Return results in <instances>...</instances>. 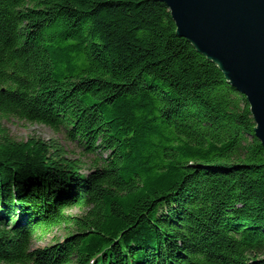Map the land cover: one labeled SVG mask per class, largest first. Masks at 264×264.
Here are the masks:
<instances>
[{
    "label": "trees",
    "instance_id": "16d2710c",
    "mask_svg": "<svg viewBox=\"0 0 264 264\" xmlns=\"http://www.w3.org/2000/svg\"><path fill=\"white\" fill-rule=\"evenodd\" d=\"M255 127L162 2L0 0V264H264Z\"/></svg>",
    "mask_w": 264,
    "mask_h": 264
},
{
    "label": "water",
    "instance_id": "95a60500",
    "mask_svg": "<svg viewBox=\"0 0 264 264\" xmlns=\"http://www.w3.org/2000/svg\"><path fill=\"white\" fill-rule=\"evenodd\" d=\"M177 35L214 62L250 105L264 146V0H156Z\"/></svg>",
    "mask_w": 264,
    "mask_h": 264
},
{
    "label": "rangeland",
    "instance_id": "374dc122",
    "mask_svg": "<svg viewBox=\"0 0 264 264\" xmlns=\"http://www.w3.org/2000/svg\"><path fill=\"white\" fill-rule=\"evenodd\" d=\"M6 125L10 130L11 136L17 141H26L31 136L40 137L41 139H44V140L57 138L73 154H74V152H77V150L75 149L76 147L74 145H72L71 142L65 140L62 135L58 136V135L54 134L52 132V130H50L47 127L39 126V125H32V124H28V123H20L16 120H11V121L7 122ZM75 155L77 157H79L78 153ZM86 160L89 161V159H86ZM73 213L77 214L78 210L75 209L73 211ZM60 235H61L60 233H57V235H55V236H54V234L50 235L49 237H47V239L45 241L35 242L33 244V247L34 248H43V247L54 245L55 243L58 242L57 239H55L56 237L58 239L59 238L63 239V235H61V236Z\"/></svg>",
    "mask_w": 264,
    "mask_h": 264
}]
</instances>
